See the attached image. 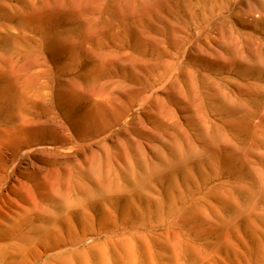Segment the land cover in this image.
I'll use <instances>...</instances> for the list:
<instances>
[{
    "label": "rangeland",
    "instance_id": "1",
    "mask_svg": "<svg viewBox=\"0 0 264 264\" xmlns=\"http://www.w3.org/2000/svg\"><path fill=\"white\" fill-rule=\"evenodd\" d=\"M0 264H264V0H0Z\"/></svg>",
    "mask_w": 264,
    "mask_h": 264
}]
</instances>
